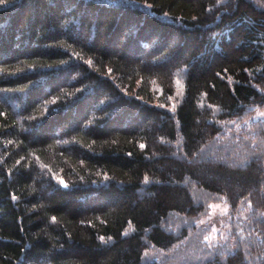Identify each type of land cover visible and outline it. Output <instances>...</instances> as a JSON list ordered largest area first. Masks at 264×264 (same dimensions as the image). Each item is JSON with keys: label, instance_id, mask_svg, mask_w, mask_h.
<instances>
[{"label": "trees", "instance_id": "obj_1", "mask_svg": "<svg viewBox=\"0 0 264 264\" xmlns=\"http://www.w3.org/2000/svg\"><path fill=\"white\" fill-rule=\"evenodd\" d=\"M258 113L264 0H0V264H264Z\"/></svg>", "mask_w": 264, "mask_h": 264}, {"label": "rangeland", "instance_id": "obj_2", "mask_svg": "<svg viewBox=\"0 0 264 264\" xmlns=\"http://www.w3.org/2000/svg\"><path fill=\"white\" fill-rule=\"evenodd\" d=\"M229 209L223 202H214L210 205V211L207 218L201 221V224L208 225L210 235L207 242L211 246H215L219 242H223L227 238L229 231ZM245 219V217H242ZM207 229V228H206Z\"/></svg>", "mask_w": 264, "mask_h": 264}, {"label": "snow or ice", "instance_id": "obj_3", "mask_svg": "<svg viewBox=\"0 0 264 264\" xmlns=\"http://www.w3.org/2000/svg\"><path fill=\"white\" fill-rule=\"evenodd\" d=\"M258 115L264 116V113H258ZM141 147H143V145H141Z\"/></svg>", "mask_w": 264, "mask_h": 264}]
</instances>
